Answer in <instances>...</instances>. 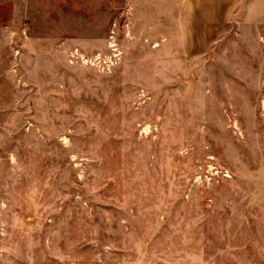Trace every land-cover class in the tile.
<instances>
[{
  "label": "rangeland",
  "instance_id": "374dc122",
  "mask_svg": "<svg viewBox=\"0 0 264 264\" xmlns=\"http://www.w3.org/2000/svg\"><path fill=\"white\" fill-rule=\"evenodd\" d=\"M78 4L0 32V264H264V23Z\"/></svg>",
  "mask_w": 264,
  "mask_h": 264
},
{
  "label": "crops",
  "instance_id": "0c3cea01",
  "mask_svg": "<svg viewBox=\"0 0 264 264\" xmlns=\"http://www.w3.org/2000/svg\"><path fill=\"white\" fill-rule=\"evenodd\" d=\"M110 1L118 8L117 23L120 16L123 18V32L126 31L128 13V25L131 18L137 26L148 23L150 30L166 33V39H189V33H205L210 25L245 20L264 23V0ZM78 7V0H0V32H74L77 29L63 25L62 18L70 15L69 9L76 10ZM239 17L246 19L239 20ZM115 26L116 20H112L107 32L115 33ZM26 37L29 39V36ZM55 38L62 41V38ZM69 39L75 40L72 37Z\"/></svg>",
  "mask_w": 264,
  "mask_h": 264
}]
</instances>
